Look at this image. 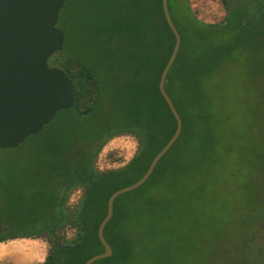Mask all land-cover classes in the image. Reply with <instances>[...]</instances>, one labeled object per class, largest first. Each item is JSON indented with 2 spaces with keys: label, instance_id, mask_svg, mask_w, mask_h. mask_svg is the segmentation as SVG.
<instances>
[{
  "label": "trees",
  "instance_id": "1",
  "mask_svg": "<svg viewBox=\"0 0 264 264\" xmlns=\"http://www.w3.org/2000/svg\"><path fill=\"white\" fill-rule=\"evenodd\" d=\"M219 1L223 18L205 22L189 0H168L181 44L165 91L182 130L148 180L114 201L103 231L112 255L93 264H226L222 256L209 259L202 240H218L228 199H210L207 215L201 194L230 188V175L221 174H228L234 148L223 125L242 132L264 122V0ZM58 27L64 49L49 65L69 75L75 103L13 149L22 157L20 171L15 167L27 196L22 204V194L11 189L13 199L0 209V242L42 236L50 249L41 264H83L104 251L97 229L110 195L138 181L175 131L158 90L174 36L161 0H67ZM118 135L137 139L133 157L122 167L97 171L99 151ZM232 141L245 144L240 133ZM249 156L240 168L259 159V175L236 186L260 218L250 235L239 228L236 242L218 241L228 245L231 264H264V154L251 149ZM78 189L80 199L69 207ZM203 217L212 218L206 231ZM67 230H74L70 242L56 238ZM259 242L260 250L248 257Z\"/></svg>",
  "mask_w": 264,
  "mask_h": 264
},
{
  "label": "water",
  "instance_id": "2",
  "mask_svg": "<svg viewBox=\"0 0 264 264\" xmlns=\"http://www.w3.org/2000/svg\"><path fill=\"white\" fill-rule=\"evenodd\" d=\"M66 1L0 0V150L19 147L29 137L39 134L59 112L69 110L75 103L69 75L59 67L49 65V59L64 49L65 35L58 22ZM161 5L174 36V45L160 74L158 90L174 117L175 131L138 181L110 195L106 215L97 229L104 251L83 264L111 257L112 249L103 231L113 216L114 201L148 180L182 130V120L165 91L166 77L179 51L181 37L171 19L168 0H161Z\"/></svg>",
  "mask_w": 264,
  "mask_h": 264
},
{
  "label": "rangeland",
  "instance_id": "3",
  "mask_svg": "<svg viewBox=\"0 0 264 264\" xmlns=\"http://www.w3.org/2000/svg\"><path fill=\"white\" fill-rule=\"evenodd\" d=\"M190 5L193 11H195L196 16L205 21V22H219L224 15V12L222 10V7L220 5L219 0H189ZM264 113V109H263ZM263 119V118H262ZM261 119V123L257 122L253 126H249L244 131L240 132L236 128L230 126V124H224L221 128L224 132L225 136L229 138L226 139L229 143L231 142V145L234 148V152L232 154L233 159L227 164L229 170L227 173H222L223 176H229V182H230V188L226 187L223 191L213 189L209 191L207 194H201V200L203 198V202L201 204V207L204 206V202L208 204L207 208V215L210 214V212L213 210V207H210V199H217L221 196H224V198H227L228 200V212L224 216V219L226 221V225L219 230L216 236H218V240H214L212 238H207L206 235L203 236L202 245L204 248V252L209 255V259L213 258L215 259V255L218 257L222 256V260L226 262V264H231V254H226L228 250V245L220 247L218 245V241H223L224 243L229 240H232V243L236 242L239 228L240 232H242V235H250L251 231H253V228L251 227L252 224L259 220L260 214H257L251 210L250 205H247L244 203L242 197H240L241 192L240 188L236 186L237 182L241 178H248V183H251L253 173L257 177L258 170L257 165L259 163V159L255 160L249 165L246 170L240 168V165H243L244 167L247 166V164L250 163V156L249 151L251 149L258 150L259 152H263L264 154V122ZM242 134L244 137L245 144L243 143H234L232 139L238 135ZM137 149V139L134 136L131 135H118L114 136L111 139H109L101 148L97 155V159L95 162V167L97 171H106L111 169H116L119 167L124 166L127 164L130 159L133 157L135 151ZM239 157V158H238ZM238 158V159H237ZM20 159H22L20 153L13 149H6V150H0V209L4 207L6 201H10L13 199V196L10 195V191L13 188L17 189L18 195H21V198L23 197L21 203L25 204V198H26V191L23 190L21 192L20 190V175L16 169L15 166H18L19 170V164ZM237 159L236 161H234ZM246 160V161H245ZM245 164V165H244ZM240 168V169H239ZM20 171V170H19ZM243 172V174H242ZM225 178V177H224ZM226 178V180H228ZM1 181L3 185H1ZM251 188H255V185L252 183ZM25 189V187H23ZM26 190V189H25ZM226 193V194H225ZM82 194V191L80 189L73 191L70 194L69 200H68V206L73 207L76 205L78 200L80 199V196ZM242 196V195H241ZM206 209V208H205ZM203 228L206 231L207 227L210 223H212V218L209 219V217H203ZM236 232V234H235ZM239 232V233H240ZM34 239H22L18 240L19 244H12L15 245L14 249H20L19 252H27V253H34L35 256L29 257L28 264H41L44 262L48 251L50 249L49 243L45 240V237L42 236H36L33 237ZM57 239H60V241H67L70 242L74 238V230H67L66 232H58ZM220 238V239H219ZM210 242L213 243H209ZM5 242V241H4ZM215 243V244H214ZM217 244V245H216ZM229 244V245H230ZM261 242L258 244H255L252 246V248L249 250L248 257L254 256L258 250H260ZM10 242L7 243L6 247H9ZM219 246V249H218ZM227 249V250H226ZM226 251V252H225ZM225 252V253H224ZM261 252V251H260ZM224 253V254H221ZM221 254V255H219ZM208 257L206 261H208ZM253 258V257H251ZM34 259V260H32ZM24 263H27L24 261Z\"/></svg>",
  "mask_w": 264,
  "mask_h": 264
},
{
  "label": "crops",
  "instance_id": "4",
  "mask_svg": "<svg viewBox=\"0 0 264 264\" xmlns=\"http://www.w3.org/2000/svg\"><path fill=\"white\" fill-rule=\"evenodd\" d=\"M22 239H34V238L33 237L14 238L11 240H7L5 242H0V264H28L27 259L29 257L35 256V254L33 252L32 253H27V252L20 253L19 252L20 249L19 248L14 249L15 245H12V244H19L16 242ZM8 242H10V245L9 247L8 246L6 247ZM24 261L27 263H24Z\"/></svg>",
  "mask_w": 264,
  "mask_h": 264
}]
</instances>
